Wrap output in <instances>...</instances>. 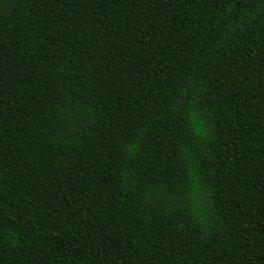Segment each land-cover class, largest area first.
<instances>
[{"label":"trees","instance_id":"16d2710c","mask_svg":"<svg viewBox=\"0 0 264 264\" xmlns=\"http://www.w3.org/2000/svg\"><path fill=\"white\" fill-rule=\"evenodd\" d=\"M0 264H264V0H0Z\"/></svg>","mask_w":264,"mask_h":264}]
</instances>
